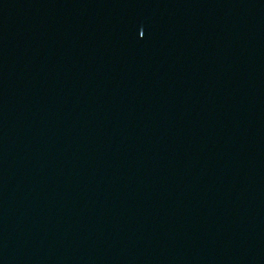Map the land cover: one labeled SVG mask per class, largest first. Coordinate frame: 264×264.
I'll return each instance as SVG.
<instances>
[{
    "label": "water",
    "instance_id": "1",
    "mask_svg": "<svg viewBox=\"0 0 264 264\" xmlns=\"http://www.w3.org/2000/svg\"><path fill=\"white\" fill-rule=\"evenodd\" d=\"M0 264H264V0H0Z\"/></svg>",
    "mask_w": 264,
    "mask_h": 264
},
{
    "label": "snow or ice",
    "instance_id": "2",
    "mask_svg": "<svg viewBox=\"0 0 264 264\" xmlns=\"http://www.w3.org/2000/svg\"><path fill=\"white\" fill-rule=\"evenodd\" d=\"M142 35H143V33H142Z\"/></svg>",
    "mask_w": 264,
    "mask_h": 264
}]
</instances>
